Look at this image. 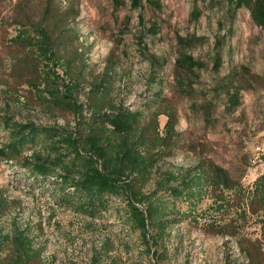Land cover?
Returning a JSON list of instances; mask_svg holds the SVG:
<instances>
[{
    "label": "rangeland",
    "instance_id": "374dc122",
    "mask_svg": "<svg viewBox=\"0 0 264 264\" xmlns=\"http://www.w3.org/2000/svg\"><path fill=\"white\" fill-rule=\"evenodd\" d=\"M158 1L161 8L144 0L132 9L125 0L117 9L114 0H0V118L71 132L76 115L48 92L60 88L65 99L66 84H76L86 123L96 101L103 112L122 104L144 113L147 150L161 152L146 191L160 172L204 160L224 167L246 196L209 192L196 209L181 201L173 206L164 196L166 235L153 255L127 224L120 198L108 195L107 207L91 216L80 207L81 193L61 178L35 175L19 157H0V200H7L0 226L25 230L46 264H264V210L250 199L264 174V28L247 7L235 10L228 0L200 1L198 20H191L195 0ZM37 28L49 34L47 54H58L53 68L65 79L45 76L54 61H44ZM20 31L34 43L16 41ZM178 34L205 41L184 50ZM181 51L206 66L179 71ZM168 115L175 126L170 134ZM8 138L0 126V146ZM39 148L51 149L50 139L42 138Z\"/></svg>",
    "mask_w": 264,
    "mask_h": 264
},
{
    "label": "trees",
    "instance_id": "16d2710c",
    "mask_svg": "<svg viewBox=\"0 0 264 264\" xmlns=\"http://www.w3.org/2000/svg\"><path fill=\"white\" fill-rule=\"evenodd\" d=\"M147 1L161 8L158 0ZM200 1L204 0H195L191 20H198L202 15L198 5ZM228 1L234 5L235 10L247 7L256 24L264 28V0ZM125 3V0H114L117 9ZM143 4L144 0H130L132 9H139ZM140 19L145 23L142 13ZM150 30L156 33L158 28L153 24ZM37 32L41 38L44 61H54L51 67L49 64L44 69L45 76L49 81L65 79L53 68L59 63L58 54H47L51 47L49 34L44 28H37ZM177 40L179 46L186 50L198 42H204L205 37L178 34ZM16 41L34 43L28 41L22 31L18 33ZM221 45L219 37L216 42V70L222 66ZM176 66L179 71L191 73L206 65L192 53L181 51L176 59ZM93 89L97 91L98 98L101 86L95 85ZM66 91L64 98L67 100L63 99L60 88L48 93L55 105L68 107L74 112L77 120L74 130L67 132L66 129L56 127H41L32 121L22 122L5 116L0 118V126L8 133L9 138L0 146V157H19L33 174L61 178L62 183L69 184L74 187L75 192L81 193L80 207L86 209L91 216L101 207H107L108 195L120 198L126 203L127 224L140 232L153 255L157 253L166 235L168 215L165 209L169 202L164 196H171L173 206H177L180 201L188 202L192 209H196L209 192L223 195L226 190H231L238 192L242 198L246 196L242 184L236 182L224 167L204 160L192 166H179L174 170L160 172L156 187L146 191L149 181L153 179L158 164L157 157L161 152L152 154L147 150V134L141 128L144 113L122 104L113 105L103 112V104L96 101L89 108L91 119L86 123L84 106L76 98L77 85L66 84ZM166 128L167 134L175 129L172 115H168ZM42 138L45 141L50 139L51 149L35 150ZM62 149L68 150L70 156L63 155ZM52 150L57 151L58 155ZM27 151L32 152L28 155L25 154ZM250 199L252 203H260L264 210V174L255 182ZM6 203L7 200H0V205L4 206ZM0 264L46 263L33 238L25 230L12 227L4 231L0 226Z\"/></svg>",
    "mask_w": 264,
    "mask_h": 264
}]
</instances>
